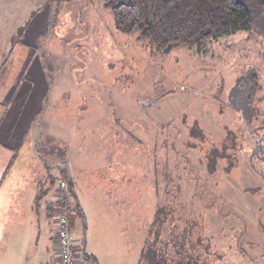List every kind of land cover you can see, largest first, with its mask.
<instances>
[{"label":"rangeland","instance_id":"rangeland-1","mask_svg":"<svg viewBox=\"0 0 264 264\" xmlns=\"http://www.w3.org/2000/svg\"><path fill=\"white\" fill-rule=\"evenodd\" d=\"M107 2L0 0V145L25 143L1 183L0 223L16 224V238L29 225L56 230L57 213L48 224L10 216L9 192L32 157L36 194L26 188L22 207L39 192L56 200L72 161L128 196L126 264L143 249L141 264L148 251L187 264H264L263 39L239 31L158 54L115 29ZM249 71L259 91L246 122L231 93ZM212 150L227 158L209 174ZM10 233L6 225L0 245Z\"/></svg>","mask_w":264,"mask_h":264},{"label":"crops","instance_id":"crops-1","mask_svg":"<svg viewBox=\"0 0 264 264\" xmlns=\"http://www.w3.org/2000/svg\"><path fill=\"white\" fill-rule=\"evenodd\" d=\"M3 63L0 64V70L4 65ZM22 141L20 149L25 144ZM15 149L0 145V150H7L11 157L16 155L14 164L20 158L18 156L19 150L16 151ZM11 157L6 158L0 155L1 167L6 166L0 172V187L13 165L12 163L8 168ZM28 159L25 172L20 175V180L15 183V190L9 192L11 196L9 197L10 204L7 213L10 212V216L12 214L25 215L28 220L34 214L37 221L47 223L46 216L56 214L58 206L52 197H46L47 194L45 195V193L48 191L41 195L40 192L37 193L33 205L29 209L27 204L22 207V199H25L26 202V188L29 193L34 192L36 194L33 186L35 161L32 157ZM76 166L78 163L74 164L69 161V171L66 172V176L70 181L71 192L69 197L74 201V211L68 216V223L70 231L74 233L77 239H75L74 250L79 256V264H126L123 247L126 248L128 241L125 231L128 223L124 221L128 209V196L121 191L120 183L112 187L111 190H104L103 183L99 182L92 173L93 167L87 170L81 169L76 173ZM79 166L81 167L82 164ZM37 197L39 198L37 199ZM40 199H42L41 203L38 201ZM21 209L24 210L23 213L20 212ZM6 225L10 226L11 233L9 240L0 245V262L3 261L5 264H59L56 230L50 225L44 226L46 231H41L39 224H37V234H34L33 226L30 227L29 225L25 229L24 235L18 238L15 237L16 224L2 225L0 223V228L1 226L4 228ZM17 226L22 227L23 225L18 223ZM3 228L0 230V237ZM40 235L43 238H39Z\"/></svg>","mask_w":264,"mask_h":264},{"label":"trees","instance_id":"trees-1","mask_svg":"<svg viewBox=\"0 0 264 264\" xmlns=\"http://www.w3.org/2000/svg\"><path fill=\"white\" fill-rule=\"evenodd\" d=\"M107 1L106 8L112 15L115 29L123 34L136 35L138 41L150 44L158 54L167 53L174 47H195L199 50L210 40L239 31L253 32L264 41V0ZM262 61L264 69V53ZM258 91V78L253 71L240 76L232 89L231 94L236 97L246 122L256 116L253 104ZM190 137L200 140L201 132L198 129H191ZM21 144L17 146L16 151ZM225 150L226 146H222V151ZM15 158L16 155L11 157L8 168ZM205 158L208 173L213 174L218 161L227 157L224 153L212 150ZM62 179L67 184L70 196V181L64 174ZM51 182L53 183V180ZM59 210H62L60 205L57 206L56 212ZM73 211L74 208L72 210L68 208L67 216ZM154 254L148 251L146 259L149 263L146 264H187L183 259L160 260ZM144 257L143 249L140 256L142 263ZM140 260L138 264H141Z\"/></svg>","mask_w":264,"mask_h":264},{"label":"built area","instance_id":"built-area-1","mask_svg":"<svg viewBox=\"0 0 264 264\" xmlns=\"http://www.w3.org/2000/svg\"><path fill=\"white\" fill-rule=\"evenodd\" d=\"M58 185L59 195L56 197L59 210L56 221V237H57V257L59 264H79V256L74 250L75 243L72 233L69 229L68 216L66 211L69 208L66 201L68 200L67 184L64 180ZM62 204V205H61Z\"/></svg>","mask_w":264,"mask_h":264}]
</instances>
